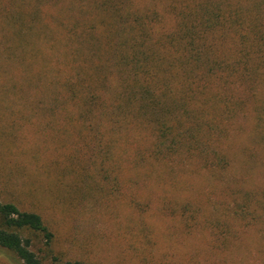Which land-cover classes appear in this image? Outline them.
Returning <instances> with one entry per match:
<instances>
[{"label":"trees","instance_id":"trees-1","mask_svg":"<svg viewBox=\"0 0 264 264\" xmlns=\"http://www.w3.org/2000/svg\"><path fill=\"white\" fill-rule=\"evenodd\" d=\"M0 26L16 45L7 42L6 61L19 45L18 61L33 68L35 81L47 75L41 61H53L46 92L51 87L71 109L99 116L104 160L123 142L118 156L145 174L192 162L195 172L221 176L233 158L264 166V0H23ZM43 36L52 42L50 59L30 47ZM60 122L79 124L51 119ZM242 129L252 148L235 143ZM102 172L108 182L114 171ZM240 200L238 209L216 202L211 212L204 198L176 201L185 225L202 236L201 257L211 250L225 264L240 239L262 232L264 186ZM132 204L146 211L138 199ZM36 236L47 246L54 239L41 215L0 201V254L10 260L0 264H45L32 250Z\"/></svg>","mask_w":264,"mask_h":264},{"label":"rangeland","instance_id":"rangeland-1","mask_svg":"<svg viewBox=\"0 0 264 264\" xmlns=\"http://www.w3.org/2000/svg\"><path fill=\"white\" fill-rule=\"evenodd\" d=\"M22 2L0 0V20L15 14ZM54 34L49 31L47 36ZM48 38H31L30 47L40 48L50 59L54 51ZM8 41L15 45L9 29L0 26V201L42 216L54 239L47 246L43 236H36L32 250L44 263L216 264L211 250L201 257L202 236L185 225L175 203L204 198L210 212L216 202L238 209L235 204L245 190L264 186V166L254 168L233 158L221 176L195 172L192 162L145 174L118 156L123 142L110 147L111 157L104 160L99 154V116L71 109L51 87L46 92L44 85L56 75L53 61H41L47 70L42 81L33 80V68L18 61L19 45L6 61ZM52 115L79 124L55 125ZM252 137L242 129L235 143L252 148ZM103 167L114 171L108 182ZM134 198L145 212L133 206ZM164 199L173 208L165 207ZM260 229L248 243L240 239L241 247L225 253V264H264ZM0 259L10 263L4 254Z\"/></svg>","mask_w":264,"mask_h":264}]
</instances>
